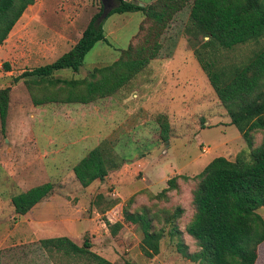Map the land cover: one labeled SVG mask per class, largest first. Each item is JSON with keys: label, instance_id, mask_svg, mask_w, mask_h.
Masks as SVG:
<instances>
[{"label": "rangeland", "instance_id": "374dc122", "mask_svg": "<svg viewBox=\"0 0 264 264\" xmlns=\"http://www.w3.org/2000/svg\"><path fill=\"white\" fill-rule=\"evenodd\" d=\"M129 1L159 4V0ZM192 2L163 4L165 24L150 44L145 38L149 39L152 21L143 12L104 16L108 42H96L77 72L60 69L51 79H82L94 67L120 59L142 58L147 63L112 95L87 104L54 101L35 105L33 97L58 91L60 84L13 79L69 50L102 0H35L25 9L0 46V88L9 89L5 126L0 125V264H88L81 257L40 249L36 242L41 238L27 229V222L21 233L15 232L20 215L9 199L22 189L46 182L52 183L53 191L46 203L52 208L45 213L55 221V236L68 235L62 217H71L74 230L70 231L77 234L72 240L82 245L87 237L91 250L112 264H197L177 247L181 242L190 253L199 250L185 230L195 213L197 174L216 156L250 160L251 151L264 138V127L250 132L249 146L230 123L227 108L194 50L201 51L204 59L213 62V70L223 72L221 79L228 80L236 67H243L264 47V37L230 49L203 47L208 37L190 20ZM106 4L108 11L116 3L109 0ZM260 88L264 89V81ZM164 125L167 139L162 133ZM95 146L117 165L108 166L103 179L83 187L73 166ZM21 173L28 174L26 182L19 178ZM173 177L174 187L168 183ZM123 211L144 214L151 230L161 234L157 254L144 255L141 222L125 220ZM257 213L264 221V206ZM106 220L120 223L115 234ZM260 249L262 256L264 244ZM256 264H264V255Z\"/></svg>", "mask_w": 264, "mask_h": 264}, {"label": "trees", "instance_id": "16d2710c", "mask_svg": "<svg viewBox=\"0 0 264 264\" xmlns=\"http://www.w3.org/2000/svg\"><path fill=\"white\" fill-rule=\"evenodd\" d=\"M113 1L116 4L108 10L106 17L113 13L141 11L152 21V27L147 32L149 39L145 38L150 44L151 38L155 40L165 24L160 7L173 0H159L157 6L150 3L140 5L129 0ZM34 2L0 0V46L25 9ZM102 11L103 4L69 50L50 63L25 70L14 77L15 82L24 79L36 84L42 81L60 84L58 91L43 97H33L35 105L54 101L90 103L112 95L145 66L146 59H120L102 67H94L82 79H51L55 71L60 69L68 68L77 72L85 55L96 42H108L103 31L106 17L99 19ZM190 20L203 37H208L203 41V47L217 45L230 49L264 37V0H193ZM194 53L217 97L227 108L230 123L237 127L251 146L250 132L264 127V89L260 88L264 81V47L243 67H236L228 80L221 79L223 72L213 70V62L204 59L201 51L195 49ZM6 68L9 70L8 65ZM8 92V87L0 88L1 128L5 126ZM162 133L167 139L166 125ZM116 165L117 161L105 157L100 147L95 146L73 166V173L81 186L86 187L96 179H103L108 173V166L112 168ZM197 177L199 182L193 194L195 213L185 230L196 240L199 250L190 253L187 246L179 242V251L197 264H256L258 247L264 241V221L257 213V209L264 206V138L251 151L250 160L245 161L240 157L229 160L224 156H216ZM174 181L175 177L168 179L169 185L174 187ZM51 190L52 183L46 182L14 194L11 197L14 212L25 214L48 196ZM123 215L125 220L132 223L141 222V248L144 255L152 257L157 254L161 234L151 230L149 219L144 214L127 211H123ZM105 224L112 234L120 226V223L107 220ZM36 244L48 254L61 252L69 257H81L88 264H112L91 250L92 244L87 237L83 239L82 245L67 236L40 239Z\"/></svg>", "mask_w": 264, "mask_h": 264}, {"label": "crops", "instance_id": "0c3cea01", "mask_svg": "<svg viewBox=\"0 0 264 264\" xmlns=\"http://www.w3.org/2000/svg\"><path fill=\"white\" fill-rule=\"evenodd\" d=\"M27 177H28V174L25 176L22 173L19 176L21 181H24V182H26L28 180ZM31 177H34V176L31 175ZM33 186H35V185L29 186V187L22 189L20 191H25V190L33 187ZM51 191H53V188ZM50 194L51 193H49L48 196H46L41 201L36 203L28 212H26L25 214H20L18 220L14 223L15 232L17 231L18 233H21V231L23 230L24 222H27V224H28L27 229L31 230L32 232H35V237L41 238V239L49 238V237H56L54 234H52L53 231H55V229H56V226L54 225L55 221H53V222L50 221L49 215L45 213V210L49 207L48 205H46V203L51 198ZM9 200H10V204H11V198ZM1 207L2 206H0V213H1V209H2ZM49 208L51 209L52 207H49ZM28 214H31L32 218L28 219V217H29ZM72 220H74V219H72L71 217H62V221H64V223H65L64 224L65 229L68 233L67 237H69L71 240H72V238H75V236L77 235L76 232L74 233V232L70 231V230H74V228L71 227V221ZM52 223H53V225H50ZM263 244H264V242L261 243L258 247L257 259L264 255L263 254L261 256V249H260Z\"/></svg>", "mask_w": 264, "mask_h": 264}, {"label": "water", "instance_id": "95a60500", "mask_svg": "<svg viewBox=\"0 0 264 264\" xmlns=\"http://www.w3.org/2000/svg\"><path fill=\"white\" fill-rule=\"evenodd\" d=\"M107 1H109V0H102V4H103V12H102V14H101V16L99 17V19H102L104 16H106V14H107V9H106V7H107ZM140 4V3H139ZM140 5H142V4H140Z\"/></svg>", "mask_w": 264, "mask_h": 264}]
</instances>
